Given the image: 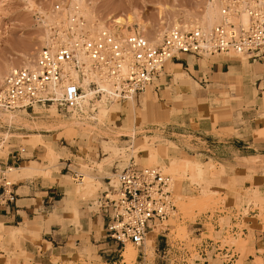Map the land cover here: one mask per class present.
Listing matches in <instances>:
<instances>
[{
  "label": "rangeland",
  "instance_id": "374dc122",
  "mask_svg": "<svg viewBox=\"0 0 264 264\" xmlns=\"http://www.w3.org/2000/svg\"><path fill=\"white\" fill-rule=\"evenodd\" d=\"M79 1L94 13L90 18L82 17L86 33L94 35L102 29L100 24L103 21L107 22L102 23L103 28L107 26L123 33V25L115 22V17L127 18L131 14H136L140 18L135 17L133 23L126 24V27L130 31H143L153 44H156L177 23L179 28L194 27L193 24L206 12L207 2L210 0ZM70 4H74L73 0H0V72L5 73L10 62H14L16 68L23 66L25 60L32 63L39 50L44 47V38L49 32L57 41L60 36L57 31L64 27L61 24L63 13ZM77 5L81 10L84 9L79 3ZM51 18L58 20L60 24L57 22L56 25H51ZM139 19L148 22L147 30L140 29ZM228 57L248 60L246 56L236 53H230ZM94 82V80L90 82L93 90ZM154 88L155 85L149 87L133 102L136 111L129 126L127 119L131 109L130 101L113 100L108 95L94 94L89 105L85 104L84 107L79 106L69 110L57 107L55 111L49 110V106H37L35 111L29 112H7L0 109V145L2 146L0 157L6 156L14 149H22L24 160L27 161L5 167L6 180L13 183L23 176H50L62 170L64 167L62 162L71 157L72 160L69 162L73 163L72 171L83 173L85 180L84 182L81 181L82 179L75 180L72 173L65 179L73 186L77 199H84L87 202L98 199L100 192L105 188L104 176H110L112 185L119 186L116 170L121 171L133 162L138 166L158 168L171 178L172 195L177 210L167 221L155 227V232L151 234L146 246L139 247L131 242L126 243L123 256L120 257L123 260L122 264L160 263L163 258L160 257L162 253L158 251L159 246H157L159 233H165L171 242L177 244L178 249L170 259L172 264L199 262L204 264L205 260L199 253V246L208 238L221 241V247L233 246L234 251L240 254L238 264H242L248 258L250 237H245L244 233L234 235L231 232V228L234 227L233 220L238 217L235 210L243 212L245 216L242 224H235L237 227L248 228L252 232L255 229L264 230V191L249 184L252 173H255L253 166L256 159L246 163L248 169L238 168L236 176L230 177L222 162L210 159L206 161L198 155L179 153L178 145L167 140L158 129L160 125L171 122L172 112L170 103H162L154 95ZM232 88L237 89V86ZM83 89V93H86L84 86ZM208 92V99L200 100V102L208 101V104L200 106V115H211L215 123L226 119L227 112L231 111L234 105L242 104L239 100L240 94L237 92L230 93L225 88L213 87H210ZM103 98L106 99L110 109L106 116L100 114L98 104ZM144 98L150 101H143ZM254 103V100L249 102V106ZM179 106L181 104L174 102V111ZM11 113L19 115L20 121L10 123L5 117ZM220 137L224 138V136ZM145 144L150 145V149L143 148ZM49 146L54 151H49ZM185 160H197L203 163V175L186 167L183 163ZM28 165H33L35 168L27 171L23 167ZM10 167L14 170L9 171ZM68 170L69 166L62 171L67 174ZM89 182L92 185L85 187V183ZM258 184L260 180L257 179L256 185ZM204 191L208 193L205 194ZM252 210L255 212H250ZM71 211L77 215L75 205L71 207ZM201 220L204 221V228L200 231L202 234L198 235L196 231L194 232V226L203 227V224L194 223ZM164 238L161 236L160 239ZM128 246L134 247L135 256L126 255ZM140 250L141 253H145L144 257L138 256ZM23 255L25 254L15 255L12 264H29L27 256L25 259L21 258ZM88 256L90 260L94 258L91 250H88ZM1 258L3 256L0 255ZM226 258L227 256L218 254L216 259L209 260V264H223ZM258 262L256 264H264L262 259H258Z\"/></svg>",
  "mask_w": 264,
  "mask_h": 264
},
{
  "label": "crops",
  "instance_id": "0c3cea01",
  "mask_svg": "<svg viewBox=\"0 0 264 264\" xmlns=\"http://www.w3.org/2000/svg\"><path fill=\"white\" fill-rule=\"evenodd\" d=\"M210 87L237 92L242 101L227 112L226 119L216 123L211 115H200V106L208 104L200 100L208 99ZM154 95L162 103H170L171 122L158 129L167 140L178 145L179 153L222 162L230 177L236 176L238 168L248 169L246 163L256 159L255 173L249 184L264 191V56L242 60L224 55L201 58L184 55L167 63ZM146 100L150 101L143 99ZM253 100L254 105L249 106ZM174 102L181 104L176 111ZM130 104L128 126L136 111L134 103L130 101ZM21 150L14 149L0 157V255L3 256L0 264H12L15 255L21 253L25 254L22 259L27 256L29 264H122L120 257L125 246L110 237L107 230L110 217L106 210L99 207L98 199L87 202L77 199L73 186L65 179L71 173L75 179L73 163L69 162L71 157L62 162L63 169L69 166L67 174L60 169L50 176H23L9 183L4 168L27 162ZM257 179L260 180L258 185ZM103 180L105 188L98 198L105 195L110 176H104ZM74 205L77 215L71 211ZM233 223L242 224L243 218H236ZM194 224H203V227L194 226V232L202 234L204 221ZM153 232L155 229L151 234ZM163 235L166 234L157 236L158 251L163 258L158 264H170L163 255L170 239L161 240ZM244 235L250 237V244L248 258L242 264H256L258 259L264 261V230L252 232L245 228ZM88 250L92 251V260ZM141 252L138 256L144 257L145 253ZM211 258L216 259L213 252L204 264H209Z\"/></svg>",
  "mask_w": 264,
  "mask_h": 264
},
{
  "label": "built area",
  "instance_id": "2783aa9c",
  "mask_svg": "<svg viewBox=\"0 0 264 264\" xmlns=\"http://www.w3.org/2000/svg\"><path fill=\"white\" fill-rule=\"evenodd\" d=\"M222 19L210 29L173 27L161 41L153 44L141 31L127 35L109 27L94 35L78 33L72 45L59 44L56 48L42 47L32 66L11 70L0 85V108L6 111H35L38 107L56 105L60 109H76L81 106L83 77L79 54L85 53L92 66L112 84L108 96L114 100L137 99L149 87L156 86L163 69L170 61L184 55L196 57L244 55L248 59L264 56V0H219ZM80 6H74L70 36L84 24ZM247 16V20L244 19ZM59 34V32H58ZM71 68L80 70L78 80L72 78ZM95 95L104 91L93 83ZM116 176L119 186L109 181L106 193L98 198L99 207L110 217L107 230L111 238L122 247L131 242L145 245L148 234L159 223L168 220L176 210L172 195V181L162 170L129 165ZM75 180H83L81 172H74ZM255 212V211H250ZM239 219L243 212L236 210ZM236 225L234 235L244 233ZM169 239L167 235H163ZM221 241L206 239L199 246L205 261L213 252L227 256L223 264H238L239 256ZM177 244L167 242L163 255L170 261L177 251ZM170 264H172L170 262Z\"/></svg>",
  "mask_w": 264,
  "mask_h": 264
},
{
  "label": "bare ground",
  "instance_id": "6f19581e",
  "mask_svg": "<svg viewBox=\"0 0 264 264\" xmlns=\"http://www.w3.org/2000/svg\"><path fill=\"white\" fill-rule=\"evenodd\" d=\"M73 3L74 4H70V7L66 6V9H65V12L63 13V18L61 19V24L64 25V27H62L64 30H61L62 28H60L57 33L59 32L60 36L58 37L57 41H56V38H54L53 36L50 35V32L48 33V36L44 38V45L43 46H47L49 48H56L59 44H69V45H72L74 43V40L78 37V33L80 32H85V22L84 24H82L80 27H79V31H75L74 32V36H70L68 34L67 31L65 30H68L70 29V27H72V20H73V12H74V9H73V6L74 5H77V3H79V5H81V7L83 6L84 9L81 10V17H92L94 15L93 11H91V9H87V7L85 6L84 7V4L81 3L79 0H73ZM120 6V5H119ZM203 14V13H202ZM111 17V16H110ZM140 18L138 15L136 14H131L129 15L127 18L126 17H122V16H119V17H115V22L117 23H120L123 25V29H122V32L126 34V32H130V30L128 29V27H126V24H132V20L134 18ZM142 19V18H141ZM139 19V22L138 24L140 25V29H144V30H147L148 28V22L146 23V21H143ZM222 19V12H221V7H220V2L219 0H210L207 2V6H206V12L203 14V17L200 19H198L199 21H197L196 23H194V27H202L204 29H210L211 27H213V25H215L216 23L220 22ZM244 19L247 20V16L244 15ZM86 20V19H85ZM109 20H111L109 18ZM196 21V20H195ZM57 22L59 23L58 20H55V19H52L51 18V25L54 24L56 25ZM104 22V21H103ZM102 22V23H103ZM106 22V21H105ZM104 22V23H105ZM102 23L100 24V27L103 28L102 26ZM103 23V24H104ZM107 23V22H106ZM60 24V23H59ZM107 25V24H105ZM181 25V24H180ZM52 27V26H51ZM107 27V26H106ZM174 27H177L179 28V23H177ZM185 27V26H184ZM49 28V27H48ZM187 28V27H186ZM185 28V29H186ZM191 28V27H190ZM53 29V28H52ZM189 29V28H187ZM98 30V29H97ZM49 31H52V30H49ZM87 31V30H86ZM99 31V30H98ZM97 31V32H98ZM48 32V31H47ZM143 33V31H141ZM158 32V31H157ZM159 33V32H158ZM144 34V33H143ZM54 35V34H53ZM56 36V35H55ZM53 37V38H52ZM159 37V36H158ZM150 39V38H149ZM153 39V38H152ZM162 38H160V41H161ZM151 40V39H150ZM154 41V40H153ZM152 42V41H151ZM157 42V41H156ZM153 43V42H152ZM155 43V42H154ZM79 57H80V62H81V67H82V70H83V77L80 78V81L79 83L81 85L84 86L85 88V92L86 93H83L82 97H81V100H80V103H81V106L84 107L85 104L89 105L90 103V100L93 98V95L95 93V91L90 87V82L92 80H94L95 82H97L100 86V88L104 91L103 93V96L105 95H108L107 93L110 92L112 90V84L109 83L106 78L100 74L93 66H92V62L90 60V58L85 54V53H81L79 54ZM35 59V58H34ZM248 59V58H246ZM34 62V60H33ZM33 62L31 63L30 61H26L23 64V66H32L33 65ZM16 64L14 62H10L9 65H8V69L5 70V73L4 72H0V85L3 83L4 81V78L6 77V75L13 69L16 68ZM23 66H20V67H23ZM3 71V70H2ZM7 73V74H6ZM71 75H72V78L75 79V80H78L79 76L81 77L82 74H80V70H77V69H74V68H71ZM83 79V81H82ZM106 93V94H105ZM114 100V99H113ZM129 101H136V99H130ZM98 104H99V107H100V114L102 116H106L108 115V113L110 112V109H109V106L107 104V101L106 99H102V100H99L98 101ZM56 107L57 106H52V107H49V110H56ZM1 109V108H0ZM8 112V111H7ZM99 112V111H98ZM100 115V117H101ZM0 116H1V113H0ZM95 116V115H94ZM10 123H13L15 121L19 122L21 117L17 114H14V113H11L9 114V116H6L5 117ZM95 118V117H94ZM17 134V133H16ZM7 135V134H6ZM1 145H0V151L2 150L1 149ZM143 148L145 149H150V145L148 144H145L143 146ZM49 151H54L53 148H51L49 146ZM53 155V153H51ZM176 162V161H175ZM179 162V161H177ZM176 162V163H177ZM182 163V162H181ZM184 165L186 164V167L190 168L191 171H198V173H200V175H203L204 173V167H203V163L197 161V160H185L184 162ZM181 166V164H180ZM185 167V168H186ZM25 170L27 171H30L32 169L35 168V166L33 165H28V166H24L23 167ZM14 170L13 167H10L9 168V171H12ZM83 180H85L83 178ZM81 180V181H83ZM84 182V181H83ZM82 182V183H83ZM9 183H12L11 181H9ZM83 185V184H82ZM86 185H92L91 182L89 183H85V187ZM205 192V191H204ZM208 192L206 191L205 194H207ZM181 196V195H180ZM206 196V195H205ZM180 198V197H179ZM194 199V198H193ZM192 199V201H193ZM184 201V200H183ZM183 203V202H182ZM186 203V202H185ZM167 221V220H166ZM164 223V222H163ZM162 223H159L157 225H160ZM156 225V226H157ZM155 226V227H156ZM157 229V228H156ZM151 233L152 231L148 234L146 240H145V244L147 245L149 240H150V236H151ZM154 233V232H153ZM128 251L127 254H129L131 257L135 256L136 255V251L134 249V247L132 246H128V249H126ZM128 256V255H127ZM129 257V256H128ZM132 260V259H131Z\"/></svg>",
  "mask_w": 264,
  "mask_h": 264
}]
</instances>
